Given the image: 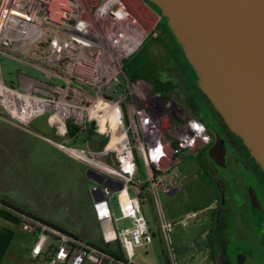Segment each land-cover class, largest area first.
Returning a JSON list of instances; mask_svg holds the SVG:
<instances>
[{"label":"built area","instance_id":"2783aa9c","mask_svg":"<svg viewBox=\"0 0 264 264\" xmlns=\"http://www.w3.org/2000/svg\"><path fill=\"white\" fill-rule=\"evenodd\" d=\"M156 26L132 0H0V111L19 126L47 116L61 140L44 139L87 166L103 240L119 241L126 254L109 263L102 250L23 215L21 229L34 236L32 261L135 264V248L155 239L143 210L147 195L168 264H178L172 234L198 212L172 219L160 194L179 191L182 156L208 147L211 135L183 98L125 74L124 65L156 35ZM2 57L36 69L41 77L19 72L16 80L5 82ZM70 124L83 133L92 129L105 142L101 147L90 140L74 144Z\"/></svg>","mask_w":264,"mask_h":264},{"label":"rangeland","instance_id":"374dc122","mask_svg":"<svg viewBox=\"0 0 264 264\" xmlns=\"http://www.w3.org/2000/svg\"><path fill=\"white\" fill-rule=\"evenodd\" d=\"M132 1L157 24L156 35L150 36L143 47L131 58L132 64L136 66L149 61L161 76L162 81L171 80L175 83L174 90L169 94L176 97V94L178 96L180 92L185 103L205 121L203 110L196 108L192 101L188 100L184 85L186 82L179 75L176 64L162 54L164 43L158 38L161 25L166 24L168 29L171 30V28L167 24L166 17L161 15L160 7L155 4V6L150 5L146 0ZM173 36L175 37L174 34ZM175 39L177 40L176 37ZM179 46L182 48L180 43ZM1 63L4 81L7 83L16 80L19 72L41 77L36 69L20 64L19 61L2 57ZM195 78L197 79L196 73ZM53 133L54 130L47 123L46 115L35 118L28 126H19L0 111V200L3 198L13 201L26 211L38 214L50 223H63L66 230L74 234L76 233L72 229L74 226L79 229L90 227L87 223L90 218L87 215L89 200L85 170L79 162L70 161L68 158L64 159L52 153L50 145L45 143L44 138L51 137L60 141L61 138H55ZM198 157L182 156L181 188L174 195L160 194L161 206L165 214L172 219H182L188 211L198 212L197 218L187 219L184 224L177 225L172 234L178 264H217V260L225 259L224 250L221 247H226L231 256L235 254L236 244H239L241 248L245 247L239 237L240 234L233 226L237 219L233 214L236 205L231 194L226 196L225 190L224 194H218L215 191L213 181H210L217 179L214 168L204 155L203 166L199 164ZM79 169H82V177ZM141 171L143 172V169ZM204 202V206L199 207ZM114 203L116 214L121 215L116 205L117 201L115 200ZM224 203L232 205L229 208L233 212L230 214L232 218L226 221V228L223 231L220 225L224 222H221L218 212L219 205ZM0 208L4 210L3 208L6 207L0 204ZM144 210L149 218L151 213L147 205L144 206ZM126 222L123 221L121 224ZM220 230L223 231L221 247L217 245ZM88 245L106 254L120 253L112 249L105 241L101 244L89 243ZM135 255L168 257L166 247L159 239L147 247L135 248ZM260 263L264 264V255H258V258L254 260V264ZM5 264L49 263L45 257L32 261L29 255L23 254L22 259L15 261L10 258Z\"/></svg>","mask_w":264,"mask_h":264},{"label":"water","instance_id":"95a60500","mask_svg":"<svg viewBox=\"0 0 264 264\" xmlns=\"http://www.w3.org/2000/svg\"><path fill=\"white\" fill-rule=\"evenodd\" d=\"M146 1L160 7L198 87L264 170V0ZM209 155L225 168L222 143Z\"/></svg>","mask_w":264,"mask_h":264},{"label":"flooded vegetation","instance_id":"af4514ba","mask_svg":"<svg viewBox=\"0 0 264 264\" xmlns=\"http://www.w3.org/2000/svg\"><path fill=\"white\" fill-rule=\"evenodd\" d=\"M158 38L164 43L162 54L166 59L176 64L179 75L186 82L184 85L188 100L190 99L196 108L202 109L206 117L205 123L211 135L210 144L192 157L200 155L197 161L203 166L204 155L205 159L214 168L217 177L215 180L220 181L210 180L213 181L215 191L218 194L226 192L225 195L230 193L236 205L234 212L229 208L232 206L230 204L219 205L223 211L219 209L218 214L221 216V222H224L220 226L223 227L224 231L226 221L232 218L230 214L233 212L237 219L236 224H233V226L240 234L239 237L245 247L241 248L239 244H236L235 254L231 256L229 250L220 245L223 241H221L223 231L220 230L217 245L224 250L225 259L217 260V264H254V260L258 258V255H264V170L251 156V152L244 145L241 137L230 130L223 116L215 109L210 99L206 97L207 95L202 94L203 92L198 87V81L195 78L193 66L187 60L171 30L161 25ZM178 96L181 99L183 98L180 92ZM216 143H222L224 146V169L220 168L209 155L210 149Z\"/></svg>","mask_w":264,"mask_h":264},{"label":"crops","instance_id":"0c3cea01","mask_svg":"<svg viewBox=\"0 0 264 264\" xmlns=\"http://www.w3.org/2000/svg\"><path fill=\"white\" fill-rule=\"evenodd\" d=\"M48 123V122H47ZM50 126V125H49ZM100 136H94L93 141L98 144L100 143ZM46 141V140H45ZM51 147L52 153L62 156L61 158H68L70 161H76L79 162L82 165V168L85 170L86 175V183H87V197H88V203H87V209L89 216V220L87 223L90 225L88 228L79 229L78 227L74 226L72 229L76 231V235L80 236V239L84 240L87 243L90 244H98L103 243V231L101 223L99 222L95 211L93 209V203L95 202V194L91 191V187L95 184L92 178L88 175L87 166L75 159L70 158L68 155L63 153L59 148L53 146L49 142H45ZM80 170V169H79ZM80 176L82 177V169L80 170ZM146 199L144 201V206L147 205L149 208L150 217L148 218L146 215V212L144 210V213L146 217L149 220V224L151 229L154 231L155 239L152 241V243L159 239L161 242L162 238L159 233L158 224H157V218L155 215L153 202L150 199L149 196L145 195ZM18 205V204H17ZM4 210H1L0 208V264H5L7 259H13L15 261H18L23 258V254L29 255L30 254V248L33 244V235L25 232L21 229V219H23V215L20 213H17L16 211L9 209V208H3ZM38 215V214H37ZM40 216V215H39ZM60 226H62L64 229H67L63 223H55ZM72 232V231H71ZM110 247L112 249L116 250L117 252H120L118 254H108L109 263H116L117 261H122L125 259V251L124 249L119 246V243L117 240L108 242ZM107 243V245H108ZM150 245V244H149ZM148 245L144 246L147 247ZM109 247V246H108ZM143 248V247H141ZM146 253L148 254V251L146 250ZM137 258V259H136ZM40 260V259H39ZM133 260L135 264H168L167 257H154V256H133Z\"/></svg>","mask_w":264,"mask_h":264},{"label":"trees","instance_id":"16d2710c","mask_svg":"<svg viewBox=\"0 0 264 264\" xmlns=\"http://www.w3.org/2000/svg\"><path fill=\"white\" fill-rule=\"evenodd\" d=\"M147 3L152 5V6H155L153 3H150V2H147ZM164 26L167 27L166 24ZM131 60L132 59L127 61L126 65H124V72L130 79H135V78L141 77L142 79L148 80L151 82V84L153 85V88L155 90H158L159 92H162V93H171L174 90V87H175L174 84L175 83L171 80L170 81H162L161 76L152 67V65L149 63V61L148 62L145 61L142 64L140 63V64L134 66L132 64ZM202 94L204 96H206V94H204V93H202ZM69 126H70V130H71L70 136L72 137V141L74 144L79 145V144H83L86 140H90L91 145L93 147H101L103 145V143L105 142V138L101 137L100 143L96 144L93 141V137L95 136L94 135L95 133L92 129H90V131L88 133L87 132L83 133V132H80V128L73 126L72 124H70ZM0 204L3 207H6V208H9V209L16 211L17 213H20L22 215H26L29 218H33V220H37V221L49 224L51 227L58 228L60 230L68 232V230L64 229L62 226H60L58 224L50 223L49 221L45 220V218H43V217H41V216L31 212V211H26L25 209H23V207H21L20 205H17L13 201L11 202V201H8V200H5L2 198L0 200ZM204 204H205V202L199 207L204 206ZM68 234L80 239V236H78L76 234H72L70 232H68ZM118 243H119V241H118ZM87 244H89V243H87ZM119 246H121L120 243H119ZM105 247H107V245H105Z\"/></svg>","mask_w":264,"mask_h":264},{"label":"bare ground","instance_id":"6f19581e","mask_svg":"<svg viewBox=\"0 0 264 264\" xmlns=\"http://www.w3.org/2000/svg\"><path fill=\"white\" fill-rule=\"evenodd\" d=\"M228 121L230 122V119Z\"/></svg>","mask_w":264,"mask_h":264}]
</instances>
